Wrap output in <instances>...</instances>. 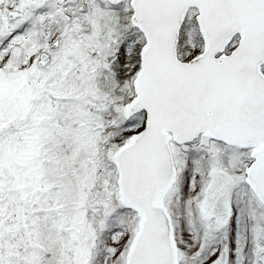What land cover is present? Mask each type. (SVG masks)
<instances>
[{
  "label": "snow or ice",
  "instance_id": "obj_1",
  "mask_svg": "<svg viewBox=\"0 0 264 264\" xmlns=\"http://www.w3.org/2000/svg\"><path fill=\"white\" fill-rule=\"evenodd\" d=\"M0 264H264V0H0Z\"/></svg>",
  "mask_w": 264,
  "mask_h": 264
}]
</instances>
